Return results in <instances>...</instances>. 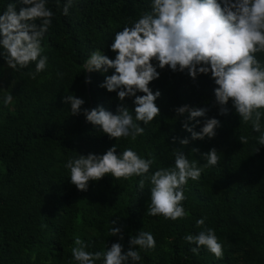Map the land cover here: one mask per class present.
<instances>
[{"label":"trees","instance_id":"16d2710c","mask_svg":"<svg viewBox=\"0 0 264 264\" xmlns=\"http://www.w3.org/2000/svg\"><path fill=\"white\" fill-rule=\"evenodd\" d=\"M7 3L0 0V10ZM22 6L17 4V11ZM49 6L56 15L42 41L49 58L45 71L32 79L28 72L33 65L14 72L0 58V76L8 77L5 90L13 95V103L0 108V264H75L70 261L73 239L90 241V251L102 249L106 239L110 245L116 237H108V222L115 215H121L118 224L123 226L125 245L129 232L142 228L153 233L156 247L141 253L140 264H264V146L256 145L258 133L239 122L233 111L217 114L213 84L206 75L193 81L167 66L157 69L159 78L149 86L161 93L155 101L159 116L135 142L116 141L117 151L128 146L141 155L153 153V168L171 164L173 147L197 159L198 166L204 162L200 152L213 147L218 151L217 166L204 168L198 181L189 180L185 186L186 217L171 221L145 215L147 182L139 192L136 177L125 181L105 176L90 181L87 191L68 182L63 165L69 157L76 152L102 153L115 141L85 122L83 115H70L61 96L71 92L84 99V108L99 104L114 111L115 93L99 87L103 74L84 72L81 66L96 48L112 58L107 47L112 32L135 19L146 5L143 0H79L67 17L56 4ZM85 76L90 83H84ZM184 104L206 107V115L220 121L213 138L190 139L181 127L187 113L173 118L174 108ZM241 134L248 137L247 143H240ZM173 136L178 138L175 142ZM184 137L189 143L182 146L178 140ZM192 148L198 151L191 153ZM202 216L222 242V259L203 249L193 255L182 239L200 230L195 220Z\"/></svg>","mask_w":264,"mask_h":264},{"label":"clouds","instance_id":"9594fccd","mask_svg":"<svg viewBox=\"0 0 264 264\" xmlns=\"http://www.w3.org/2000/svg\"><path fill=\"white\" fill-rule=\"evenodd\" d=\"M79 0H8L0 10V58L14 72L33 68L28 75L35 79L48 67L42 41L52 26L56 4L61 16L69 15V8ZM146 7L135 19L112 32L108 50H92L82 64V71L99 72L104 78L99 87L114 92L117 100L114 111L102 105L84 108L83 98L71 92L61 96L70 115H83L97 131L115 142L102 153L88 152L69 157L64 168L67 180L79 191H87L89 182L105 176L112 180L138 178L135 187L143 192L147 182L149 199L145 215L177 221L188 215L183 201L189 180L198 181L204 168L216 167L217 150L200 152L197 159H189L181 149L173 147L171 164L153 168L155 156L141 155L134 147L125 146L117 151L116 141L124 138L129 144L145 133V126L158 117L160 109L155 101L159 89L153 90L150 82L159 78L166 66L171 72L185 73L193 81L200 75L208 76L213 84L212 95L218 115L233 111L239 122L250 125L256 145L264 146V0H143ZM17 4L23 5L17 11ZM111 70V74L107 73ZM58 76L62 74L57 73ZM89 76L84 83H90ZM0 87V108L13 103L11 91ZM142 93V94H138ZM128 100L132 107L129 108ZM206 107L187 104L174 108V119L187 116L181 127L190 133L191 140L208 139L216 135L220 121L208 117ZM197 118H203L197 119ZM192 121L190 125L188 122ZM199 125V130H194ZM178 138L173 136L172 141ZM241 144L248 137H238ZM187 145L189 137L179 138ZM198 149L192 148L191 153ZM257 151V148L256 150ZM115 217V218H113ZM109 220L108 237H116L110 245L107 239L100 250L90 251L91 242L76 236L70 248V261L75 264H140L141 253L156 247L150 231L142 228L127 234L124 241L120 216ZM207 218L195 220L200 228L187 233L182 239L193 255L201 249L216 259L224 257V247L212 227L205 225ZM134 232V234H133Z\"/></svg>","mask_w":264,"mask_h":264},{"label":"rangeland","instance_id":"374dc122","mask_svg":"<svg viewBox=\"0 0 264 264\" xmlns=\"http://www.w3.org/2000/svg\"><path fill=\"white\" fill-rule=\"evenodd\" d=\"M6 81H9V80H8V77L2 74V75L0 76V87L5 88ZM4 91H6V90H4Z\"/></svg>","mask_w":264,"mask_h":264}]
</instances>
